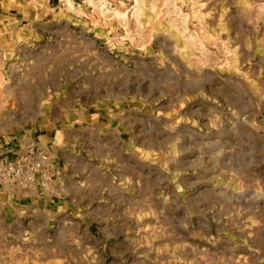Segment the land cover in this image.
Masks as SVG:
<instances>
[{"label":"rangeland","instance_id":"obj_1","mask_svg":"<svg viewBox=\"0 0 264 264\" xmlns=\"http://www.w3.org/2000/svg\"><path fill=\"white\" fill-rule=\"evenodd\" d=\"M23 1L60 22L40 28L49 34H101L107 68L87 105L117 94L131 122L119 160L132 164L111 182L116 214L99 210L84 247L60 248L69 261L9 246L0 264H264V0H117L104 23ZM41 157L27 186L5 178L7 165ZM51 162L28 148L0 163V182L44 187Z\"/></svg>","mask_w":264,"mask_h":264},{"label":"crops","instance_id":"obj_2","mask_svg":"<svg viewBox=\"0 0 264 264\" xmlns=\"http://www.w3.org/2000/svg\"><path fill=\"white\" fill-rule=\"evenodd\" d=\"M26 9L23 0H0V163L36 147L48 152L55 175L44 187L0 182V247L19 246L31 260L50 248L51 261H69L60 248L84 247L99 210L116 214L111 182L132 164L118 155L131 122L115 109L116 93L87 105L101 96L99 71L107 68L101 34L63 25L70 33L49 34L40 28L60 22Z\"/></svg>","mask_w":264,"mask_h":264},{"label":"built area","instance_id":"obj_3","mask_svg":"<svg viewBox=\"0 0 264 264\" xmlns=\"http://www.w3.org/2000/svg\"><path fill=\"white\" fill-rule=\"evenodd\" d=\"M54 9L59 13L66 14L73 20L84 23H104L109 22L115 15L117 0H47ZM39 8L43 7L42 3H35ZM72 15V16H71ZM41 159V160H40ZM39 160L24 159L23 164H17L15 167L7 165L3 170L7 173L9 179H15L20 185L27 186L32 182L33 174L40 170L41 161L46 158L41 157ZM1 170L0 172H2Z\"/></svg>","mask_w":264,"mask_h":264}]
</instances>
